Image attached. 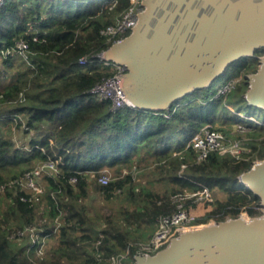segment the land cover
<instances>
[{
  "label": "trees",
  "instance_id": "16d2710c",
  "mask_svg": "<svg viewBox=\"0 0 264 264\" xmlns=\"http://www.w3.org/2000/svg\"><path fill=\"white\" fill-rule=\"evenodd\" d=\"M126 5L127 0L0 4V184H6L0 191V264H37L32 256L38 264H106L127 249L131 262L157 217L174 209L170 196L202 186L226 196L213 198L198 222L238 216L243 203H248L249 215L261 213L259 198L238 178L255 159L264 158V108L249 105L243 96L244 74L256 69L258 57L234 60L209 86L175 99L168 109L113 106L109 98L91 91L113 73L111 68L94 58L80 65L78 59L111 45L99 29L113 23ZM21 38L29 43L31 59L4 54ZM254 53L264 54V48ZM239 75L229 92L213 96L216 80L222 85ZM6 77L9 81L3 84ZM236 122L250 128L248 151L238 157L211 151L202 161L194 159L189 142L202 127L231 136L223 124ZM47 157L57 160V171L39 176L40 192L7 184ZM104 167L114 174L101 183L96 176ZM141 168L163 180L161 191L136 180ZM89 172L96 177L92 182ZM90 191L122 197L132 207L94 217L81 201ZM26 225L39 237L55 236L49 256H34L29 232L14 236Z\"/></svg>",
  "mask_w": 264,
  "mask_h": 264
},
{
  "label": "water",
  "instance_id": "95a60500",
  "mask_svg": "<svg viewBox=\"0 0 264 264\" xmlns=\"http://www.w3.org/2000/svg\"><path fill=\"white\" fill-rule=\"evenodd\" d=\"M131 31L105 55L126 66L123 90L133 106L168 109L207 87L227 65L264 48V0H144ZM244 74L249 105L264 108V54ZM261 213L226 217L183 230L127 264H264V158L238 176Z\"/></svg>",
  "mask_w": 264,
  "mask_h": 264
},
{
  "label": "built area",
  "instance_id": "2783aa9c",
  "mask_svg": "<svg viewBox=\"0 0 264 264\" xmlns=\"http://www.w3.org/2000/svg\"><path fill=\"white\" fill-rule=\"evenodd\" d=\"M4 0H0L2 4ZM144 0H127L126 7L116 16L113 23L106 24L99 29V33L103 36L106 41H112V43L122 39L126 33H129L135 26L139 13L143 10ZM33 39H37L33 36ZM111 43V44H112ZM107 49L92 53L91 56L88 54L82 55L78 59L80 65H86L91 60L97 59L104 65L109 66L113 73L109 76L102 77L92 88L91 91L105 98H109L113 106H133L132 103L127 99L124 87V78L127 68L123 64L115 62L113 59L107 58L105 51ZM19 53L26 59H31L32 52L29 48V43L26 39H18L14 45L6 48L4 54ZM237 80L234 78L227 80L223 83L213 94L217 97L219 94H225L229 92L236 83ZM165 116L169 117L170 114L164 113ZM190 146L194 150V159L198 161L204 160L208 153L211 151H217L221 154L230 153L236 157L241 155L242 146L239 138H231L224 132L204 126L202 127L190 140ZM184 166V165H182ZM48 170L57 171V160L51 157H47L45 160L37 162L33 168L25 171L22 176L13 178L7 182L8 185H12L15 188L18 186L33 190L35 193L40 192L41 186L38 183L39 176L47 172ZM126 170H123V173ZM101 183H106L110 177L102 173L97 177ZM76 177H70L71 182H75ZM5 183L0 184V191L4 189ZM22 200H26L25 196H20ZM212 190L207 186H202L193 191L177 192L170 196L171 202L174 204V209L171 212L160 214L155 223V227L151 235L136 246L133 258L137 255H148L156 252L163 246H165L170 238L177 235L179 232L198 226L204 222H198V218L205 212H199L197 209L202 207L207 208L213 200ZM261 208V207H260ZM206 210V211H207ZM238 216L249 217V213L244 207L240 208ZM215 221V220H214ZM213 222V219L210 221ZM25 232L30 233L31 246H36L41 242V238L35 229L31 226H24V228L18 229L14 236H21ZM13 236V235H12ZM129 250L125 252L110 256L107 261L109 264H127L126 256ZM108 264V263H107Z\"/></svg>",
  "mask_w": 264,
  "mask_h": 264
},
{
  "label": "rangeland",
  "instance_id": "374dc122",
  "mask_svg": "<svg viewBox=\"0 0 264 264\" xmlns=\"http://www.w3.org/2000/svg\"><path fill=\"white\" fill-rule=\"evenodd\" d=\"M13 69L16 68V63L13 62L12 63ZM242 75H239L237 77H235V80H239L241 78ZM9 81V77H6V79L4 80L3 84L8 83ZM222 80H216L213 84V89H218L221 85ZM253 119V117H251ZM223 126H225L228 130V133L231 134V138H240V140L242 139V151H248L249 150V146L247 145V138L251 137L248 135V131H249V126H247L246 124L243 123H225L223 124ZM21 134H23L24 132H20ZM239 136V137H238ZM263 135L259 136L262 137ZM27 140V138H26ZM257 160V159H255ZM254 160V161H255ZM38 162V161H37ZM36 162V163H37ZM100 173H105L107 174L109 177H111L114 173L113 170L108 169L106 167L102 168L100 171ZM136 176V180H138V182H140L141 184H145L146 186H149L151 189H155L158 191H161L164 187V183L162 179H153L154 177L152 176V174L150 172H143L142 168L138 169L135 173ZM98 177V176H96ZM96 177L94 176V172H89L88 173V180L89 181H93L94 179H96ZM149 179H153L152 182H149ZM212 194L214 198H220L223 199L226 196V193L222 190H212ZM82 202L85 203L86 208L88 210V212L90 213V215L97 217L98 215H102V216H107L108 214H114L118 209L121 208H130L132 207V205L122 199V197L119 196H112V197H105L103 194H100L98 192L95 191H90L89 196L86 198L81 199ZM247 206L248 203H243L240 204V207H244V209L247 210ZM212 207V204H209L207 206L208 209H210ZM207 209L202 207L201 211L202 212H207ZM251 216V215H249ZM226 217H229L228 215ZM225 217V218H226ZM217 220L215 218H210L207 221H205L204 223H208L211 220ZM57 240L55 238V236H45L41 238V242L39 243L38 246H36V250H34V256L35 257H42V256H49V252L51 250V248L56 244ZM33 259H35L36 263L38 264V260H36V258H34L32 256ZM127 263H129V260L127 258H125ZM107 263L109 264V262L107 261ZM106 263V264H107ZM60 264H65L64 261H61Z\"/></svg>",
  "mask_w": 264,
  "mask_h": 264
},
{
  "label": "flooded vegetation",
  "instance_id": "af4514ba",
  "mask_svg": "<svg viewBox=\"0 0 264 264\" xmlns=\"http://www.w3.org/2000/svg\"><path fill=\"white\" fill-rule=\"evenodd\" d=\"M256 49H258V48H256ZM256 49H255V50H256ZM255 50H254V52H255ZM253 55L259 56L258 54H255V53H253ZM260 55H262V54H260Z\"/></svg>",
  "mask_w": 264,
  "mask_h": 264
},
{
  "label": "bare ground",
  "instance_id": "6f19581e",
  "mask_svg": "<svg viewBox=\"0 0 264 264\" xmlns=\"http://www.w3.org/2000/svg\"><path fill=\"white\" fill-rule=\"evenodd\" d=\"M243 218L247 219L248 217L247 216H244Z\"/></svg>",
  "mask_w": 264,
  "mask_h": 264
},
{
  "label": "crops",
  "instance_id": "0c3cea01",
  "mask_svg": "<svg viewBox=\"0 0 264 264\" xmlns=\"http://www.w3.org/2000/svg\"><path fill=\"white\" fill-rule=\"evenodd\" d=\"M197 210H198L199 212H201V209L198 208Z\"/></svg>",
  "mask_w": 264,
  "mask_h": 264
}]
</instances>
